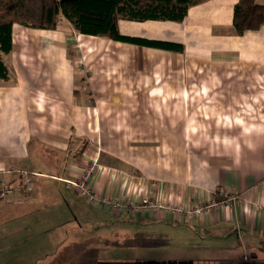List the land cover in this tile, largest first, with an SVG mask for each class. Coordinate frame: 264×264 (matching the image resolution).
Returning a JSON list of instances; mask_svg holds the SVG:
<instances>
[{
	"label": "crops",
	"instance_id": "0c3cea01",
	"mask_svg": "<svg viewBox=\"0 0 264 264\" xmlns=\"http://www.w3.org/2000/svg\"><path fill=\"white\" fill-rule=\"evenodd\" d=\"M236 2L206 0L181 21L118 22L124 34L181 42V52L80 34L64 19L52 30L12 25L0 55V184L12 187L0 198V264H17L21 232L35 264L84 239L87 264H264V24L236 34ZM93 161L87 183L111 200L193 206L219 190L238 199L186 219L118 211L62 180ZM23 171L43 175L29 174L28 190ZM132 218L151 239L134 253L106 232Z\"/></svg>",
	"mask_w": 264,
	"mask_h": 264
},
{
	"label": "trees",
	"instance_id": "16d2710c",
	"mask_svg": "<svg viewBox=\"0 0 264 264\" xmlns=\"http://www.w3.org/2000/svg\"><path fill=\"white\" fill-rule=\"evenodd\" d=\"M204 1L206 0H0V55L7 54L12 49L11 28L14 23L52 30L60 19L66 20L80 34L181 52L184 49L181 42L124 34L119 31L118 22L181 21L189 7ZM262 24L264 5L255 0H237L232 13V26L236 34L258 29ZM8 79V69L0 57V80ZM260 250L264 254V241L260 244Z\"/></svg>",
	"mask_w": 264,
	"mask_h": 264
},
{
	"label": "built area",
	"instance_id": "2783aa9c",
	"mask_svg": "<svg viewBox=\"0 0 264 264\" xmlns=\"http://www.w3.org/2000/svg\"><path fill=\"white\" fill-rule=\"evenodd\" d=\"M96 166V161L91 162L83 171L78 178H65L62 179L64 183L71 187L75 188L79 191L80 195L84 197L91 203H97L101 205L112 204L114 208L118 211L123 210H131L133 212H142L144 210H149L151 212L160 211L163 214H169L181 217L183 219L199 216L204 213L209 212L212 209H215L220 206V204L225 203L227 201H236L238 196L234 192H226L224 190H219L218 195L220 196L218 199L211 198L205 202H200L193 206H183V205H174L172 203H162L158 200H154L149 198L148 196H143L138 202L134 203H125L122 201L111 200L106 197H102L97 194L87 183V178H89L90 173L94 170ZM24 185L26 188L31 187V182L29 179H24ZM12 191V187L8 184V182L3 181L0 184V198H6L8 194Z\"/></svg>",
	"mask_w": 264,
	"mask_h": 264
},
{
	"label": "rangeland",
	"instance_id": "374dc122",
	"mask_svg": "<svg viewBox=\"0 0 264 264\" xmlns=\"http://www.w3.org/2000/svg\"><path fill=\"white\" fill-rule=\"evenodd\" d=\"M124 22H126V21H124ZM121 24H122V27H125L126 23H121ZM137 31H138V28H137ZM87 98H89V100H90L91 98H94V96H92V95L88 96L87 95ZM89 102H91V101H89ZM256 114L261 116L262 112L256 111ZM22 173L24 175L22 177H20L21 182H22L21 185L23 186V180L26 178V179L30 180L31 187H32L33 178L30 179V177H29L30 173L29 172L27 173V172H24V171ZM30 175L31 176H34V175L42 176L43 174L35 172L34 175H32V174H30ZM8 183H9V181H8ZM31 187L30 188H26L25 187V188L29 190V189H31ZM25 188H23V189L26 190ZM102 206L105 207L107 205H105V206L102 205ZM114 217H116V216H114ZM117 218H119V217H117ZM34 221H35V219H34ZM138 222H140V219L132 218L130 220L129 219L125 220L122 223L121 226L119 224L116 225V223L113 224V226H111L110 228H107V230H106V232L108 234V238L112 239V241H114V243L126 244L127 242L128 243H132L133 242L132 244H130V246H127V247H130L129 248L130 252H133V253L136 252L137 245L139 243H146V242L151 240V239L147 238V237H149V235L142 234V233L138 232V230H139ZM71 223H73V222H69V223H66V224H61L60 226H62V227L60 229V232L61 231L66 232V231L72 229V228H70V229L67 230V228L69 227V225ZM81 224L86 226V227L89 226V224L87 222H85V221L81 222ZM35 226L36 225L34 224V227ZM54 226H56V225H54ZM16 232L18 234V231H16ZM21 233H24V232H21ZM21 233H19V234H21ZM157 233H158V230H155V232L151 233L150 237L158 236ZM19 234H18V236H17V238L15 239V242H14V243L17 244V248H16V254H18L17 255V264H35V262L37 260H34V256H33V260H34L33 262L32 261L31 262H26L25 258H23L24 256H22V254L20 252V249H21L22 245H25V243H26V245H29V243L30 244H32V243L30 241H29V243L27 242L28 236H27L26 240L24 241L22 236L19 235ZM126 234H127V236H126ZM37 235L38 234H36V235H34L32 237V242L35 241L34 237L37 236ZM57 241L60 242V239H55L54 242H57ZM92 242H93V240H91V239L90 240L84 239V240H78L74 244L67 245L64 249H61L58 252H56L52 256V258L45 264H87L86 260H87L88 256H90V255H92L94 253L92 247L89 248V244H91ZM152 242H153V240H152ZM51 249H53V248H51ZM22 250H23V248H22ZM32 250L36 251V250H39V249L37 247L33 246ZM238 252L241 253V250L238 251ZM248 260H250V257H248L244 261H246V263H247ZM252 261L255 262V263L256 262H262L260 260H253V259H252ZM39 264H41V263H39Z\"/></svg>",
	"mask_w": 264,
	"mask_h": 264
}]
</instances>
